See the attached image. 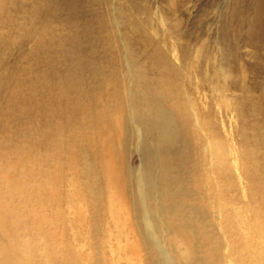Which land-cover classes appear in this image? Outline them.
<instances>
[{"label":"bare ground","instance_id":"bare-ground-1","mask_svg":"<svg viewBox=\"0 0 264 264\" xmlns=\"http://www.w3.org/2000/svg\"><path fill=\"white\" fill-rule=\"evenodd\" d=\"M120 2L121 0H112L113 10L109 12L111 17L109 18L101 10L103 0H0L1 66H3L2 63L4 58H6L5 55L10 56V54L5 52V48H8V51L12 47L17 54V56L15 55L16 57L20 58L23 55L25 45L33 37L38 36L36 28L42 15L54 16L55 11L59 7L64 6L69 14L70 21H73V25L77 22H82L83 24L81 33L75 32L71 28L65 37L51 40L53 44L57 43L58 55L53 56V54L49 53V60L54 62L61 61L66 66L58 81L54 78L50 67L47 71L43 72L41 70L42 73L37 72V66L32 67V70L38 74L35 77V81H33L34 86L39 84L42 88V92L38 93L39 97L50 99L56 105V107L48 110L49 116L54 119L56 116L62 115L65 121L62 124H53L48 132L43 133V136H41L43 140L41 139L40 143L38 142L40 139L37 137L38 130L36 127L29 129L27 133H24L16 140L12 137H7L0 141V204L5 203L6 197H10L12 192L23 193V187L20 186V183L13 185L11 178H29V188L32 190L30 197L32 199L37 178H64L63 174H69L71 178L83 176L85 182L81 185L82 189L78 188L75 179H71L69 185L71 189L68 192L76 198L84 190L88 197L87 209L81 212V208L84 206L78 205L81 202L78 199L69 200L68 208L72 219L77 217L84 218L85 222L90 227H93V231L86 235L88 237L87 240L82 242L84 247L90 250V259L95 257L94 263L87 260L88 264H109L104 257L105 244H109L114 239V235L118 234L116 231H105V224H90V222L102 217V210L99 204L105 200V192L101 189L103 176L113 177L111 179L108 178L111 195L108 198L107 210L110 215L109 220L106 219L107 221L105 222H108V224H120L123 216H126V218L132 217L130 211L123 209L121 206L122 202L119 192H123L125 188L121 185V189L119 186L114 187V180L117 174L115 170H112V161L108 160L107 163L109 154L104 148L103 134L113 132L114 140L117 136V130H120L125 122L126 147L130 148L135 136L134 130L140 126L157 136L160 148L167 155V153L171 152L174 145L179 144L178 139L181 133L179 124L180 128L187 133L193 131L195 126L205 129L212 128L215 125L211 121L202 124L199 111L191 105L189 96L184 95L181 98V93L174 88L178 81L182 80L184 84L188 82L190 88L202 94L205 99H208L212 94L219 93L223 98L229 100V85L238 84V79L244 82L247 76V71L243 70L242 57L239 55L240 50L253 48L256 52H259L257 59L264 63V0H225L224 7H220V10H218L221 21L215 48L211 50L209 44L207 48L203 45L200 49H189L180 45V49H176L178 61H175L166 49L170 34L167 31L166 21L161 19V24L157 23L152 27L157 39L149 37L147 40L151 52L149 60L146 59L145 63L142 62L143 53L137 55L131 51L134 40H126L124 38V36H131L132 38L138 36L128 25V18L137 13V3L123 6ZM115 4L119 5L118 8H116ZM175 6L177 7L178 5L176 4ZM24 23L26 24L24 25ZM202 23L200 21V24L195 25V30L200 25L202 26ZM172 30L177 32L178 29ZM131 32L132 34H130ZM115 34H117L118 41L120 40L124 46V50L118 54L114 53L117 48L114 45V39L112 40ZM191 34L193 33L189 32L187 35L190 42L194 39ZM47 36H50L47 31L42 30L40 34L42 41ZM51 38L52 35L50 36ZM98 44L107 49L105 55H99ZM40 45V41L37 40L32 50L31 56L33 58L37 57ZM237 61L239 62V68L235 66ZM120 69H124V72H120ZM232 69L238 73V78L233 75ZM254 70L256 75L264 74V69L262 68H254ZM121 77L127 79L126 84L122 85ZM7 78L5 73H0V102L3 104L0 109V117L4 114L5 108H10L16 97L24 96L20 80L13 78L14 80L12 79V81L6 83L4 81ZM157 81L161 85L160 88L156 85ZM7 85L11 86L8 88L10 90L12 88V93L11 96L3 98L1 94L3 90L5 91ZM38 88L40 89V87ZM186 93L193 92L189 90ZM33 98L36 97L33 96ZM176 99H183L188 105L186 106L185 102L182 101L178 104ZM228 100H226V103L229 107ZM165 101L173 103L175 112L164 105L163 102ZM139 103L144 105L143 110L139 107ZM189 105H191L190 112ZM235 110L242 119L247 117L249 112L238 106ZM34 112L36 111L33 110ZM250 112H253V110ZM176 115L180 117V122L179 120L177 121ZM193 124L195 125L194 127ZM221 124L224 129L227 128L224 118L221 120ZM246 131L247 133L249 132L248 129ZM46 144L50 146V152L42 151L40 145ZM217 147L222 159L221 162L225 165L220 169L221 174L219 176L220 178H231L229 177L228 169H226L229 162H227L225 147L222 144H217ZM180 152L181 157L189 160L187 148L181 149ZM261 153H264V151ZM79 156L81 157L79 162L84 165L81 170L77 168ZM258 159L262 158L258 157ZM160 162L159 164H161ZM163 163L166 165L167 162L165 163L164 160ZM196 166H201V163L197 162ZM147 170L144 168L138 176H134L133 174L135 173L133 172L128 177L130 180L128 185L129 194L133 211H135L136 234L141 237L142 243L149 251L150 263L147 264H209V262L203 261L201 257H199L201 262L196 263L194 257L201 255L203 251H199L196 244L190 242V236H184L183 234V239L188 243L184 246L177 244L173 248L166 241V237L172 233L187 231V226L186 224L175 226L174 222L172 224L168 222V219H171L170 214L178 213L179 202L176 198L177 194L173 195L167 187H159L158 185L157 188L155 181L157 173L151 174L149 172L151 170ZM79 173L80 175H78ZM159 173H164V171L160 170ZM234 185L232 183V187ZM227 186H229V183H223L221 189L226 192ZM61 192L62 189L60 190ZM252 197V200H255L258 204L256 211L258 214H255V221L256 223L258 222L257 226L263 228L264 222L263 220L259 222L258 218H260L259 214L264 215V194H255L253 192ZM168 200L170 201L169 203H167ZM73 202H77V204ZM240 208H234L233 210L236 214L235 219L238 227L240 226L239 229L245 237L243 241L245 244H249L253 251H261V259H264V240L258 242L256 250L251 247L252 241H255V238L250 236L253 220L246 211ZM229 209L232 208H229L228 197L225 198L220 208L215 209L217 211L215 219L220 225L218 228L220 236L212 250L213 254H216L215 260L225 259L222 264L224 262L229 264L226 261L229 259V252L231 256L236 254V248L232 244L235 241L228 231ZM88 212H91L92 215H87ZM0 222H3L1 214ZM21 222L22 219L14 217L12 224L15 226L13 229L16 232L13 230L12 234L8 233L7 235L0 232V246L4 248L3 251L2 249L0 250V264H39L40 260L43 264L85 263L83 260L84 255L81 256L80 253H78V256L68 258L66 255L59 254L51 256L48 251H42L43 249L48 250V244L30 238L28 235L30 231H20ZM171 226H174V228ZM123 233L119 231V239L122 236L129 237L133 234L131 231ZM261 234L259 238L263 239L264 232L261 231ZM66 236L64 235V237L60 238L59 242L56 241L57 239H53L52 245L61 247ZM107 238L108 241H106ZM8 239L9 241L6 242ZM128 257L120 258L117 263L115 260L111 262H114V264H125L123 263V258ZM127 264L134 263L130 259Z\"/></svg>","mask_w":264,"mask_h":264},{"label":"rangeland","instance_id":"rangeland-1","mask_svg":"<svg viewBox=\"0 0 264 264\" xmlns=\"http://www.w3.org/2000/svg\"><path fill=\"white\" fill-rule=\"evenodd\" d=\"M224 2L225 0H121L120 4L123 6L137 3L138 8L137 13L128 18V25L138 36L133 38L131 36H124V38L126 40H134L132 44L133 49H131V51L137 55L143 53L142 62L145 63L146 59L149 60L151 52L147 40L149 37L157 39V36L152 31V27L157 23L161 24V19H164L167 23V31L170 34L166 49L169 51L167 52L173 56L175 61H178L176 51L180 49V45L189 49H200L203 45L207 48L209 44L211 50H213L218 40L217 34L221 21L218 10H220V7H224ZM176 4L178 5L177 7L175 6ZM115 6L118 8L119 5L115 4ZM101 10L111 18L109 12L113 10L112 0H103ZM55 13L54 16H51L52 18L49 15H46L48 17L42 15L36 28L38 38L33 37L25 45L23 55L20 58L16 57L17 54L12 47H10L8 51V48H5V52L10 54V56L5 55L6 58H4L2 63L4 67L0 65V73L3 72L7 75L8 78L4 81L6 83L12 81L13 78L19 79L22 85V94H24V96L16 97L10 108H5L4 116L2 115L0 117V141H3L7 137H12L16 140L24 135V133H27L29 129L36 127L38 130L37 137L40 139L38 142L40 143L43 140V137H41L43 133L48 132L53 124H62L65 121L62 115L51 119L48 110L56 107V105L50 99L40 98L39 94L42 92V88L39 84L34 86L33 83L36 75H38L32 70V67L34 68L35 66H37L38 73L47 71L50 67L56 81L59 80L66 66L61 61L54 62L49 60V53L51 55L53 54V56L58 55L57 43L53 44L51 40L54 38L61 39L63 36L65 37L71 28L78 33H81L83 30L82 22H77L73 25V21H70L69 14L66 12L64 6L59 7ZM200 21L203 22L202 26L200 25L199 28L195 30V27L200 24ZM25 24L26 23H24V25ZM172 29L178 30L177 32H173ZM42 30H46L47 34L50 36L52 35V38L50 39V36H47L45 40L42 41L40 38ZM189 32L193 33L191 34L194 38L192 42L187 38ZM130 34H132V32ZM116 35L117 34L112 37V40L114 39V45L117 48L114 53L118 54L124 50V46L121 44L120 40L118 41ZM37 40L40 41L41 45L39 46L37 57L33 58L31 56L32 50ZM106 51L107 49L105 47L98 44V53L100 56L105 55ZM257 54H259V52H256L253 48H243L240 50L239 55L242 57L243 70L247 71V76L244 82L238 79V84L229 85V100L223 98L219 93L212 94L208 99H205L202 94L191 89L188 82L184 84V82L180 80L175 84L174 88L177 92L179 91V93H181V98H183L184 95L189 96L192 103L191 105L199 111L202 124L211 121V123L215 125L212 128L200 129L193 124V127L195 126L194 130L187 133L180 128L179 124L181 132L178 139L179 144L174 145L171 152L167 153V155L165 154L166 152L160 148L157 136L140 126L134 130V145L132 144L130 148L126 147L125 122L122 128L117 130V136L114 140L112 136L113 132L103 134L105 141L104 148L109 154L107 163L108 160L112 161V170H115L117 174L114 180V187L116 188V186H119L121 189L122 186L125 188L123 192H119L122 202L121 206L123 209L130 211L133 217L126 218V216H123L120 224H108V222H105L109 220L110 215L107 210L108 198L111 195L108 178L111 179L113 177L108 175L103 176L101 189L105 192L106 202L103 200L99 204L102 210V217L90 222V224H105V231L107 232L116 231L119 234V231L124 233L131 231L133 233L129 237L122 236L120 239L118 238V234H115L114 239L111 240L109 244H105L104 257L105 260H108L109 264H114V262H111L112 260H115L117 263L120 258L126 256L129 257L123 258V263L125 264L130 262V259H132L134 264L150 263V258L148 256L149 251L146 249L144 243H142L141 237L136 234L137 226L134 220L135 211H133L128 189L130 181L128 178L129 175L134 172L135 174L133 175L138 176L142 173L144 168L151 170L149 171L151 174L157 173L155 178L157 188L158 185L159 187H167L173 195H175V193L177 195L179 194L178 196L176 195V198L179 202L177 209L180 214H173L175 215L174 217L170 214L171 219H168V222H171V224L174 222L175 226L178 224H186L187 231L183 230L178 232L176 229V234L172 233L170 236L166 237V241L170 244V247L174 248L177 244L181 246L187 245L188 243L183 239L184 234V236H190V242L195 243L199 251H203L201 255H196L194 257L196 263L201 262L199 260V257H201L203 261L209 262V264H222L225 259L215 260L216 254H213L214 252L212 250L216 246V242L220 236L218 231L220 225L215 219L217 216V211L215 209L220 208L225 198L228 197L229 208H232L229 209L228 231L235 241V243L232 244L234 248H236V254L231 256L229 252V259L226 261L229 262V264H264V259H261L262 252L253 251L249 247V244L244 243L243 238L245 237L239 229L240 226L238 227V223L235 219L236 214L233 210L234 208L241 207L240 209L246 211V213L251 216L253 220V226L251 227L253 228L251 229L252 233L250 236L255 238V241L253 240L252 245H250L256 250L259 244L258 242L264 240V238H259V235H262L261 231L264 232V226L263 228L257 226L258 222L256 223L255 221V214H258L256 213L258 204L255 200H252L253 192H255V194H264V153H261L264 151V74L256 75L254 70V68L264 69V63L257 59ZM235 66L239 68L238 61ZM20 69L22 70L20 71ZM119 71L124 72V69H120ZM232 73L235 77H239L238 73L233 69ZM121 78L122 85L126 84L127 79ZM8 85L1 94L3 98L9 95L11 96L12 88L10 90L8 87L11 86ZM156 85L158 88L161 87L159 81H157ZM38 87H40V89ZM189 90L193 93L187 94L186 92ZM33 96L36 98H33ZM226 100L229 101V107L227 106ZM180 101L185 102L183 99H176L178 104H180ZM163 103L169 110L175 112L172 102L165 101ZM185 104L186 106L188 105L186 102ZM191 105H189V112ZM237 106L249 111L247 117L244 119L240 118L238 112L235 110ZM2 107L3 104L0 102V109ZM139 107L143 110L144 105L139 103ZM33 110L36 111L34 112L36 117ZM251 110H253V112H250ZM176 118L177 121H181L179 116ZM223 118L227 123V128L225 129L221 124ZM246 129H248V133ZM67 135L69 134L67 133ZM217 144H222L223 147H225L227 162H229L226 169H228L229 177L231 178H220L219 176V174H221L220 169L224 163L222 164L221 162L222 159L220 158ZM40 147L44 152L51 151L48 144L43 146L40 145ZM185 148L188 150L189 160L181 157L180 150ZM258 157L262 159H258ZM80 158L79 156L77 161V168L79 170L84 167V165L79 162ZM164 160L165 163L167 162L166 165L163 163ZM159 162L161 164H159ZM197 162H200L201 166H196ZM157 167L158 169H156ZM173 168L174 170L172 171ZM160 170L164 171V173H159ZM78 175H80V173ZM63 176L64 178H37L32 199L30 197V192L32 190L29 188V178H11L13 180V185L15 183H20V186L23 187V193L12 192L10 197H6L5 203L0 204V214L3 217V222H0V232L5 235L8 233L12 234L14 230L13 227H15L12 222L14 221V217H17L22 219L21 225L19 226L20 231H30L31 233L29 232L28 234L30 238L48 244V250L43 249L42 251H48L51 256L53 254H59L66 255L68 258L78 256V253H80L81 256L84 255L83 260L85 263L83 264H88L87 260L94 263L95 257L90 259V250L84 247V243H82L87 240L88 237H86V235L93 231V227H90V225L85 222L84 218L77 217L72 219L68 208L69 200L78 199L81 200L80 203L78 202V205H81V207L84 206L81 208L82 211H80L84 212V209H87L88 197L84 190L80 192L82 195L80 194L76 196V198L68 192V190L71 189L69 186L71 179H75L78 188L82 189L81 185L84 184L85 178L83 176L71 178L69 174H63ZM164 177L166 178L164 179ZM233 180L234 182H232ZM223 183H229V186L225 189L226 192L221 189ZM232 183L235 184L233 187ZM61 189L62 192L60 193ZM85 201L87 202L85 203ZM169 202L168 200L167 203ZM73 203L77 204V202ZM87 215L91 216L92 213L88 212ZM259 216V222L262 220L264 222V215L259 214ZM171 227L174 228V226ZM64 235L67 236L65 240H63L64 243L61 247L52 245L53 239H57L56 241L59 242L60 238L64 237ZM8 241L9 239L6 240V242ZM106 241H108V238ZM1 249L2 251L4 250L3 246H0V250ZM39 264H43V262L40 260ZM223 264H225V262Z\"/></svg>","mask_w":264,"mask_h":264}]
</instances>
